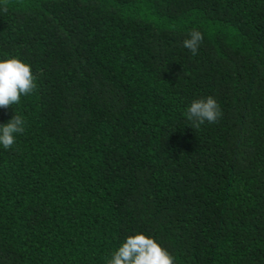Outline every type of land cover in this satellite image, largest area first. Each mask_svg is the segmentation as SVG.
Here are the masks:
<instances>
[{
    "label": "trees",
    "instance_id": "trees-1",
    "mask_svg": "<svg viewBox=\"0 0 264 264\" xmlns=\"http://www.w3.org/2000/svg\"><path fill=\"white\" fill-rule=\"evenodd\" d=\"M6 57L36 88L0 108L26 121L0 148V264H105L134 231L176 264H264V0H0Z\"/></svg>",
    "mask_w": 264,
    "mask_h": 264
},
{
    "label": "clouds",
    "instance_id": "clouds-1",
    "mask_svg": "<svg viewBox=\"0 0 264 264\" xmlns=\"http://www.w3.org/2000/svg\"><path fill=\"white\" fill-rule=\"evenodd\" d=\"M204 41V34L192 30L183 41V47L195 55ZM36 88V79L29 62L20 57L0 59V108L18 105L21 97L31 95ZM222 115L221 109L212 96L196 99L186 110V117L194 127L205 122L215 123ZM26 121L16 114L0 124V148L12 149L19 135L23 134ZM105 264H176L175 257L153 236L134 231L119 242Z\"/></svg>",
    "mask_w": 264,
    "mask_h": 264
}]
</instances>
